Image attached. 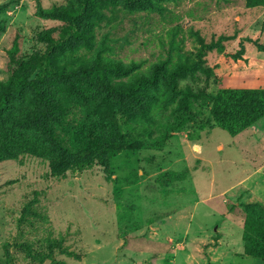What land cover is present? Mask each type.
<instances>
[{
	"label": "rangeland",
	"instance_id": "obj_1",
	"mask_svg": "<svg viewBox=\"0 0 264 264\" xmlns=\"http://www.w3.org/2000/svg\"><path fill=\"white\" fill-rule=\"evenodd\" d=\"M87 1L0 0V86L46 56L68 72L127 66L107 78L130 85L203 43L208 71L179 81L189 110L162 82L128 112L87 77L50 82L44 103L10 98L0 264H264L247 252L243 207L264 202V119L232 135L211 116L220 92L264 89V0Z\"/></svg>",
	"mask_w": 264,
	"mask_h": 264
},
{
	"label": "trees",
	"instance_id": "obj_2",
	"mask_svg": "<svg viewBox=\"0 0 264 264\" xmlns=\"http://www.w3.org/2000/svg\"><path fill=\"white\" fill-rule=\"evenodd\" d=\"M81 8L84 9L87 0H80ZM129 3H139L142 0H127ZM61 14L67 16L77 25L79 15L72 10H60ZM78 33L77 29L75 33ZM212 45L203 43L202 50L195 54L190 53L188 60L178 64L172 69L163 65H156L149 75H137L130 85L109 84L107 72H114L122 76L129 71V67L109 63L103 66L96 63L90 67H81L74 72H68L54 64L51 56L42 58L32 72L24 73L15 80L12 87L0 86V118L9 107L10 98H20L26 90H32L35 96L44 103V94L48 84L52 81H72L78 77H87L103 91L107 97L116 98L125 112L128 109L123 105L124 101L139 102L144 97L152 96L150 89L158 90L162 82L167 86L171 95L179 99L187 110H189L190 97L193 92L189 88L179 86V81L198 70L208 71L204 66V55ZM225 53L223 47L220 48ZM201 97H207L206 93H200ZM211 116L215 124L232 135H237L245 129L252 127L264 119V89H238L220 92L211 102ZM59 145V142L56 141ZM246 212L245 243L249 255L264 260V202L251 199L243 203ZM30 256L40 261L46 260L48 256L34 254L30 250Z\"/></svg>",
	"mask_w": 264,
	"mask_h": 264
}]
</instances>
